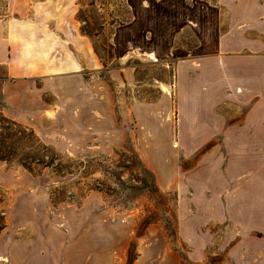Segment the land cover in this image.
Segmentation results:
<instances>
[{
  "label": "rangeland",
  "instance_id": "obj_1",
  "mask_svg": "<svg viewBox=\"0 0 264 264\" xmlns=\"http://www.w3.org/2000/svg\"><path fill=\"white\" fill-rule=\"evenodd\" d=\"M129 1L63 0L69 28L87 36L96 53L97 68L90 79L97 103L96 133L91 140L75 146L65 141L63 147L41 141L33 129L3 115L0 81L1 160L24 171L19 177L39 193H47L53 216L64 207L77 211L70 216L72 222L83 224L87 218L82 213H88L97 253L105 252L117 264H264V156L242 143L241 151L231 152L232 143L188 142L187 135H171L168 142L135 130L139 103L145 105V122L159 118L175 123L179 118L176 91L184 84H179L175 69L187 64L179 58H149L147 52L159 48L164 54L168 46L160 23L150 20L140 49L125 61L113 58L114 34L133 17ZM169 23L166 19L162 24ZM157 33L167 42H154ZM172 44L191 48L197 43L183 26ZM171 53L186 54L176 49ZM114 68H130L133 79H111ZM3 74L0 67V78ZM162 89L172 95L168 113H163L164 104L147 110L162 99ZM216 164L218 187L206 189L200 166ZM252 184L261 189H243ZM9 196L10 190L0 189V227ZM234 199L250 203L232 205ZM189 222L198 227L196 238L188 236Z\"/></svg>",
  "mask_w": 264,
  "mask_h": 264
},
{
  "label": "crops",
  "instance_id": "obj_2",
  "mask_svg": "<svg viewBox=\"0 0 264 264\" xmlns=\"http://www.w3.org/2000/svg\"><path fill=\"white\" fill-rule=\"evenodd\" d=\"M129 2L133 17L114 34L113 58L125 61L140 49L150 20L160 23L168 46L164 54L159 48L147 52L149 58L157 62L179 58L187 64L175 69L179 84H184L176 91L179 118L175 123L159 118L145 122L141 117L145 105L139 103L134 110L138 134L168 142L171 135H187L188 142L232 143L231 152L241 151L242 143L264 156V0ZM64 10L63 0H0L2 113L33 129L41 141L62 147L65 141L75 146L91 140L97 104L90 84L97 68L95 49L87 36L69 28ZM166 19L168 26L162 24ZM183 26L197 43L191 48L172 44ZM155 36L154 42H167L160 33ZM172 49L186 54L171 55ZM117 75L125 82L133 79L130 68L110 70L111 79ZM163 91L162 99L147 110L164 104L163 113H168L172 95ZM110 111L109 104L102 112L104 119ZM120 131L125 135L121 127ZM217 166H200V182L206 189L218 187ZM19 175L24 171L11 169L0 159V189L10 190L0 230V264H117L105 252L97 253L88 213H82L87 218L83 224L72 222L70 216L77 211L64 207L53 216L47 193H39ZM252 187L261 189L255 184L243 189ZM249 203L234 199L231 204ZM197 229L189 222L188 236L196 238ZM99 244L105 250L104 242Z\"/></svg>",
  "mask_w": 264,
  "mask_h": 264
},
{
  "label": "trees",
  "instance_id": "obj_3",
  "mask_svg": "<svg viewBox=\"0 0 264 264\" xmlns=\"http://www.w3.org/2000/svg\"><path fill=\"white\" fill-rule=\"evenodd\" d=\"M0 159H2L1 157H0ZM4 218V217H3ZM4 225H5V222H4V224L0 227V230L4 227Z\"/></svg>",
  "mask_w": 264,
  "mask_h": 264
}]
</instances>
